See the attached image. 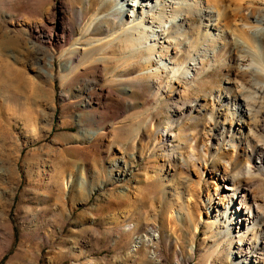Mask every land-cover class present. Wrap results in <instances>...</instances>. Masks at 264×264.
<instances>
[{
  "label": "rangeland",
  "instance_id": "rangeland-1",
  "mask_svg": "<svg viewBox=\"0 0 264 264\" xmlns=\"http://www.w3.org/2000/svg\"><path fill=\"white\" fill-rule=\"evenodd\" d=\"M152 1L157 47L173 38L183 53L168 64L181 83L164 70L155 81L148 48L116 40L138 21L121 12L127 0H0V264H233L240 235L219 233L220 213L246 195L264 217V82L249 85L241 59L264 62L217 35L257 23L242 10L192 33L174 9L198 0ZM89 42L103 50L80 65ZM181 95L176 111L166 98ZM259 253L237 255L264 264Z\"/></svg>",
  "mask_w": 264,
  "mask_h": 264
},
{
  "label": "bare ground",
  "instance_id": "bare-ground-1",
  "mask_svg": "<svg viewBox=\"0 0 264 264\" xmlns=\"http://www.w3.org/2000/svg\"><path fill=\"white\" fill-rule=\"evenodd\" d=\"M127 1H128L129 7H127V5L125 4H120V3L118 4L121 6L120 8L121 12L124 14H130L131 18H135V20H138V21L134 23L133 25H131L129 28L125 27L122 30V37L116 40L117 41L119 40V44H123L124 48L126 47L124 51L126 49L128 50L130 49L131 51L134 52V54L137 50L134 46H132L133 43L135 45L137 44L136 46H139V47L146 46L148 48L145 50L150 51V53H152L150 54L148 58L146 57L149 60L148 62L149 63L151 62L152 64L157 65L156 66L157 71H155V73L151 74L150 76L154 78L155 81H158L160 78L163 77L162 76L163 70L168 71L167 76L169 79H175L174 77H177L176 71L179 69H177L175 66L174 67L176 69L168 68V64H171L173 62L172 64L176 65L177 67L182 66L183 63L180 62V60L183 57L182 56L183 53H181L180 49H178L175 46L176 43L173 38L168 39L166 41L167 44L163 43L162 45L157 47V42L163 36L161 34V31L157 30V27L160 26V24L162 23V20H160L159 22L156 19L157 14L155 13L156 12L155 9L153 8L154 5L153 4L149 5L150 1L152 0H127ZM141 4H144V5H142L141 7ZM242 10L246 11L247 16L257 23L253 31L248 32L244 30L241 33H238L233 29L227 32L228 29H226V31L224 32L222 31L220 33L218 32L216 33H218L217 35L219 36L220 39L226 38L227 39L226 43L232 44V47L234 50H238L240 49V47L244 48L245 46H242V45L246 43L243 44V42H247V44L251 45L252 49H255L256 53L261 57V59L264 62V0H198V3H196L195 5L189 4V5H185V8L177 7L174 9L175 13H178L177 17H179L180 20H186L188 22L189 32H192V33L197 31L200 24L202 23L201 20L212 22L210 24H206V26L213 27V25L215 24L214 29L219 30L220 29L219 27H221L223 22H226L224 25L228 23H232L231 15L233 12H239ZM170 21H174V18L170 19ZM94 22L95 21H92L88 25L86 24L87 25L86 30L84 31V33L81 34V38L92 33V31L94 30L93 29ZM239 40H242L241 42L242 45L240 44ZM93 42H89L87 45L84 46V48H81L80 46H78L79 48L76 51L77 52L76 55L81 53L79 50L87 51L86 56L83 57L84 59L80 61V65L86 62H93V61L96 62V59H95L96 57L94 55L97 54L103 47L101 48V46L97 47V45H92ZM131 42L132 44L130 45ZM93 46L94 47L96 46V47L93 48ZM146 51H140L142 53L141 55H145ZM113 52L115 53L116 51H113ZM166 60H169V62L166 63ZM241 60L243 64V67H241V74L243 75L244 78H246L245 80L247 81L249 85H252V83L257 82V81L264 82V68L254 64L249 56H243ZM161 66H163L165 69L159 70V67ZM125 70H127V68H125ZM202 71H204V67L202 68ZM85 74H83V76ZM181 74L182 73H180V76ZM121 77L122 76H120V80L119 79L115 80V83L124 85L121 89V92L123 93L129 92L131 90L130 87L127 85V83L129 82V78L127 77L121 78ZM182 77H183V74H182ZM180 79L181 77L178 76L176 82H180ZM158 84L159 83H157V85ZM162 90L163 88L159 87L158 92H162ZM166 99L168 100V103H170L171 107L176 109V111H180L182 110L183 107H185V95L184 96L181 95V98L179 99H176L173 96H168ZM239 122L244 123L243 121L241 122V120H239ZM168 129H170V127L164 128V131H167ZM231 140H232V137H231ZM217 145L219 144L217 143ZM260 149L261 147H259V149L256 148L255 153L259 157L258 159L260 161V166H261L260 168L264 170V155L259 153ZM205 160L207 162V159ZM213 167L217 175L216 177L217 181H220V180L224 181L227 178V174L230 172V170L227 167H225L224 164H222L218 158H215ZM236 201L238 202L237 204L238 208L237 207L236 208L227 207V210L224 213L223 212L220 213V216L224 218V222L223 223L221 222V225L220 227H218L217 230L219 231L220 234H222L223 232H226V230L229 229L230 225H232L234 227H232L231 229L235 228L238 235H240L239 237L240 242L237 243V248H236L237 250L232 251L233 252L232 254H234V256L236 254V258L234 257L233 264H243L245 262L246 258L243 257L244 255H240V256L237 255V254H241L244 251H247L248 257H254L255 263H258L261 258V256H258L260 254L259 251L264 252V217L261 219V221H259L261 217L259 214H257V212H255V205L257 206L258 209H261L260 204H258V202L255 199H253L252 202H249L246 195L237 197ZM234 216H236L238 220L233 221ZM216 221H218V219ZM257 229H260V232H261L260 236L257 237L254 242H251L249 235L252 233H255ZM149 233H150L149 234L150 237L146 235V238L144 240L142 237L140 238L142 240L140 241L142 243V246H145L144 245L145 242L152 241V239L155 238V235H153V232L149 231ZM245 242H249L248 243L249 246H247V248H245ZM234 245L235 244L233 243L232 247Z\"/></svg>",
  "mask_w": 264,
  "mask_h": 264
}]
</instances>
